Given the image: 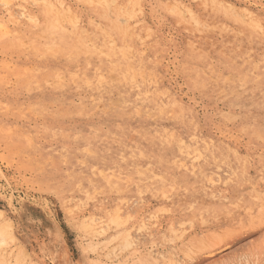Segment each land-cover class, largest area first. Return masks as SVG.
<instances>
[{"label":"rangeland","instance_id":"obj_1","mask_svg":"<svg viewBox=\"0 0 264 264\" xmlns=\"http://www.w3.org/2000/svg\"><path fill=\"white\" fill-rule=\"evenodd\" d=\"M0 264H264V0H0Z\"/></svg>","mask_w":264,"mask_h":264}]
</instances>
